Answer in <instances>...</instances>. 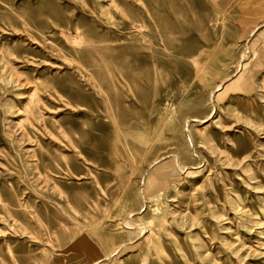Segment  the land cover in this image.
<instances>
[{"label": "rangeland", "instance_id": "rangeland-1", "mask_svg": "<svg viewBox=\"0 0 264 264\" xmlns=\"http://www.w3.org/2000/svg\"><path fill=\"white\" fill-rule=\"evenodd\" d=\"M263 21L260 0H0V264H264V25L211 94Z\"/></svg>", "mask_w": 264, "mask_h": 264}, {"label": "bare ground", "instance_id": "bare-ground-1", "mask_svg": "<svg viewBox=\"0 0 264 264\" xmlns=\"http://www.w3.org/2000/svg\"><path fill=\"white\" fill-rule=\"evenodd\" d=\"M260 2L261 3H264V0H260ZM105 11V9H104V6H101V12H103V13H105L104 12ZM148 15V14H147ZM150 15V14H149ZM264 25V21L262 22V23H260V24H257L256 25V27L251 31V33L248 35V37H247V42L245 43V51H243L242 53H241V55H240V63L238 64V66H237V68H236V71L234 72V73H232L231 75H229L226 79H224L222 82H220L219 84H217L216 85V88L214 89V90H212V92H211V94L213 93V92H216V91H219V90H222L224 87H225V84H226V82L229 80V79H231V78H234V77H236V76H238V72H240L242 69H243V67L246 65V62L244 61V57L246 56V54H247V52L250 50V44H249V42H250V39L252 38V36L255 34V32H257L258 31V29L261 27V26H263ZM145 47V46H144ZM140 50V49H139ZM143 51V50H142ZM251 82H252V85H253V87H255V78H253L252 80H251ZM246 85H245V89H247V90H249L251 87H252V85H251V83H250V85H249V83H245ZM260 87H261V82H260V85H259ZM258 87V86H257ZM257 89V88H256ZM228 90V88L226 89V91ZM252 90V89H251ZM210 95V94H209ZM211 101V100H210ZM213 105V104H212ZM213 108H215V106L213 105ZM227 109V108H226ZM229 109L232 111L233 110V108L232 107H229ZM185 121V120H184ZM185 125V124H184ZM185 127V132H186V140H187V142H188V144H189V146L191 147V149H192V155L191 156H193V157H195V158H199V155L196 153V151L194 150V148H193V141H192V137H191V135H190V132H189V130H188V128L186 127V126H184ZM171 156V155H170ZM175 157V162L177 163V157L176 156H174ZM173 157V158H174ZM162 158V157H161ZM173 158H172V160H173ZM161 160V159H160ZM159 162V164H157L153 169H151L148 173H147V175H146V177L148 178V180H150V179H152L153 177H154V175H155V173L158 171V170H160V168H161V164H160V161L158 160V161H156L155 163H158ZM201 162V161H200ZM152 164H154L153 162H152ZM176 164H174V166H175ZM153 167V166H152ZM177 168V167H176ZM175 168V169H176ZM143 194V189L141 190V195ZM143 197V196H142ZM138 226H140V227H142V230L144 229L145 230V226L144 225H142V224H139ZM143 230V232H145ZM109 258H111V255H107L106 257H100V258H96V259H94V260H92L91 262L90 261H88V262H86V264H98V263H100V262H105L107 259H109ZM145 262V261H144ZM110 264V263H109ZM146 264V263H145Z\"/></svg>", "mask_w": 264, "mask_h": 264}]
</instances>
